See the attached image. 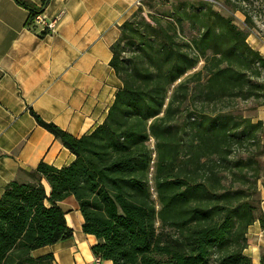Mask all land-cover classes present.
<instances>
[{"label": "trees", "instance_id": "16d2710c", "mask_svg": "<svg viewBox=\"0 0 264 264\" xmlns=\"http://www.w3.org/2000/svg\"><path fill=\"white\" fill-rule=\"evenodd\" d=\"M16 2L33 27L48 0L40 8ZM224 3L254 27L249 0ZM138 6L110 47L121 85L101 123L75 138L30 112L74 160L61 168L39 162L30 181L5 185L0 264H54L52 254L32 252L72 237L57 205L69 196L98 261L251 264L248 229L264 225V127L231 109L236 101L264 105V56L210 3L176 2L146 17Z\"/></svg>", "mask_w": 264, "mask_h": 264}, {"label": "crops", "instance_id": "0c3cea01", "mask_svg": "<svg viewBox=\"0 0 264 264\" xmlns=\"http://www.w3.org/2000/svg\"><path fill=\"white\" fill-rule=\"evenodd\" d=\"M27 1L39 8L43 0ZM142 1L48 0L41 17L57 18V23L53 32H43L37 24H26L29 11L16 0H0V195L11 181H30L27 173L39 162L61 168L74 160L58 139L36 123L31 111L75 138L103 121L121 85L109 64L110 47L119 36V26ZM247 41L264 56L263 40ZM253 111L249 117L264 127V105ZM261 199L264 212V192ZM57 205L72 236H78L32 255L52 254L54 264H111L96 263L90 251L96 240L82 233L83 220L74 198ZM263 226L255 222L248 229L244 253L251 264H261ZM81 246L85 261L79 255Z\"/></svg>", "mask_w": 264, "mask_h": 264}, {"label": "rangeland", "instance_id": "374dc122", "mask_svg": "<svg viewBox=\"0 0 264 264\" xmlns=\"http://www.w3.org/2000/svg\"><path fill=\"white\" fill-rule=\"evenodd\" d=\"M182 1H186V2L187 1L188 2L202 1V2L210 3L216 11L220 12L222 15L231 16L235 24L238 27L248 31L247 40H250L251 38L255 37L258 41L259 40L264 41V0H249V5L246 7L247 13L251 16L254 22V27L252 29H247L244 26L243 24L244 15L238 10H233L230 5L224 3V0H145L144 1L145 5H139L138 7H141L142 15L146 17L148 13L157 14L156 12H159V13L165 12L168 9H170L172 4L176 2H182ZM135 10L136 8L134 9V11ZM250 34H252L253 36H249ZM182 35L185 37H189V33L187 31L186 25L184 26V31ZM201 65H202V62H199L196 68L193 69L192 71L200 69ZM256 104L257 102H254V101H249V102L236 101V103L233 105L234 107L231 109V113L235 115H239V116L248 117L254 112L253 110L255 109ZM263 134L264 132L262 133V136H261L262 143H264ZM259 162L264 167V157L259 158ZM263 183H264V178H261L258 181V188L260 192H263L262 191ZM263 213L264 212H262V215ZM263 218H264V215H263ZM74 235L75 236H72V238H74L75 240L78 235L76 236V233ZM84 252L85 250L81 246L79 248V255L85 261Z\"/></svg>", "mask_w": 264, "mask_h": 264}, {"label": "built area", "instance_id": "2783aa9c", "mask_svg": "<svg viewBox=\"0 0 264 264\" xmlns=\"http://www.w3.org/2000/svg\"><path fill=\"white\" fill-rule=\"evenodd\" d=\"M32 22L34 24L39 25L41 27V31H43V32H53L55 30V27H56L57 18L46 21L41 17V14L38 13L33 17ZM96 263H98V260H96Z\"/></svg>", "mask_w": 264, "mask_h": 264}]
</instances>
